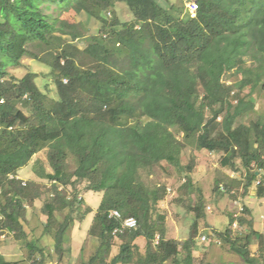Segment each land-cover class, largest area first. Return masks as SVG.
Here are the masks:
<instances>
[{"label":"trees","instance_id":"trees-1","mask_svg":"<svg viewBox=\"0 0 264 264\" xmlns=\"http://www.w3.org/2000/svg\"><path fill=\"white\" fill-rule=\"evenodd\" d=\"M41 1L0 0V235L26 239L31 207L47 216L43 234L53 238L57 253L69 255L67 233L76 214L82 219L91 211L77 187L86 182L85 190L103 197L88 231L99 246L84 264H193L197 239L167 236L166 215L157 212L167 186L147 180L166 162L190 194L194 158L184 163L183 154L188 147L207 149L223 152V166L242 167L244 189L257 181L264 196V113L251 117L255 91L264 92V0H197L195 16L185 4L158 0H54L102 22L83 49L75 44L83 36L78 24L51 18ZM119 2L129 6L131 19L120 17ZM27 54L48 65L56 96L38 85L34 72L20 79L10 74ZM231 72L236 80L228 82ZM42 150L53 170L38 160L34 172L50 183L24 184L17 175ZM229 182L223 190L216 182L214 190L231 192L235 180ZM187 207L203 216L202 195ZM113 209L136 217L137 227L114 234L122 219L109 216ZM236 219L252 231L234 237L228 226L217 237L257 264L251 236L262 244L264 234L244 217L230 215V224ZM116 238L119 251L111 256ZM24 244L26 259L8 260L0 250V264H49L37 240Z\"/></svg>","mask_w":264,"mask_h":264},{"label":"rangeland","instance_id":"rangeland-1","mask_svg":"<svg viewBox=\"0 0 264 264\" xmlns=\"http://www.w3.org/2000/svg\"><path fill=\"white\" fill-rule=\"evenodd\" d=\"M162 5H182L188 7L190 0H158ZM65 3L60 5L54 0H42L40 7L51 16L53 19L67 20L71 23H77L82 37L75 40V44L83 49L87 45V39L90 36L99 33L102 22L89 17L84 11L77 12L74 8ZM171 6V5H170ZM118 14L124 20L132 18V12L126 3L119 2L117 7ZM111 11L113 8L110 9ZM185 11L188 10L185 8ZM184 11V12H185ZM183 17L184 12L175 11ZM111 17V15L109 14ZM30 51L39 52V48L33 44H29ZM42 55V53H41ZM10 74L20 79L28 72L36 74L35 80L41 87L48 90V94H57V87L55 79L50 75V68L46 63L38 59L33 54L24 56L18 66H10ZM225 79L228 82L236 80L233 72L227 74ZM254 98H256V110L252 114L253 119L264 113V92H260L259 88L255 91ZM28 114L31 113V107L26 108ZM223 152H212L207 149H193L186 148L183 154L184 163H189L194 158V170L191 173L195 183V190L190 191V194H185L181 191V185L185 181L174 167L166 162L155 165L153 174L147 180L150 184L163 183L167 186V196L164 200L158 203L157 212L166 215V228L167 236L169 238L187 240L190 236L197 239L196 250L194 251L195 261L193 264H248L238 253L232 251L227 242L221 237L219 243L215 241L217 234L224 231L228 226L233 230V236H245L251 232L249 224L240 223L239 219L230 224V215L235 217H244V219L252 220L253 227L258 233L264 234V196L259 195L257 190V181L249 187L248 190L244 189V170L241 167L239 171H235L230 166H223L221 158ZM38 160L44 162L47 171L52 172V167L47 160V150H42L33 155L27 164L21 169L18 174L24 181L35 180L43 183H50L47 179L39 178L34 172V166ZM241 166L240 160H237ZM230 180H235V184L231 192L228 191H215L214 187L219 181V186L226 189L227 183ZM78 190L83 196L86 206L91 211L81 219L76 214L77 220L75 225L67 233L69 237L70 254H59L54 247V240L52 237L43 234L44 222L47 216L44 214L36 215L31 207L28 209L27 221L24 222V228L27 233V240H37L38 245L43 248L46 259L49 264L60 262L61 264H84L91 254L96 252L99 246V240L90 236L88 231L93 221L95 212L99 207L103 191L85 190L86 182L78 184ZM69 191L72 187H68ZM183 195L186 202H179L177 198ZM203 197V216L197 217L195 211L188 209V202L195 204L199 197ZM3 197H0V203H4ZM38 206L42 205L41 201H37ZM248 208V211L244 209ZM63 217V213L61 215ZM253 229V230H254ZM0 235V250L5 257L11 261H20L27 258L29 254L28 248L25 246L26 239L19 238L16 234ZM203 235L208 236L207 241H202ZM146 239L140 237L137 243L142 252L146 250ZM121 240L115 239V244L112 249L111 256L119 251ZM251 249L252 252L258 257L257 264H264V243H260L259 237L251 236ZM166 264H171L167 262Z\"/></svg>","mask_w":264,"mask_h":264},{"label":"built area","instance_id":"built-area-1","mask_svg":"<svg viewBox=\"0 0 264 264\" xmlns=\"http://www.w3.org/2000/svg\"><path fill=\"white\" fill-rule=\"evenodd\" d=\"M189 6L191 7L192 10H195L197 7V3L195 0L190 1ZM24 184L26 183L25 181L23 182ZM109 216L113 217V218H120L122 219V223L120 226H118L115 230H114V234H119L122 233L125 229H132V228H136L138 225V220L136 217L134 216H129L126 218H123L121 212L117 209H113L109 212ZM207 239V235H203L202 236V240H206ZM159 241V236H157L156 238V242Z\"/></svg>","mask_w":264,"mask_h":264},{"label":"clouds","instance_id":"clouds-1","mask_svg":"<svg viewBox=\"0 0 264 264\" xmlns=\"http://www.w3.org/2000/svg\"><path fill=\"white\" fill-rule=\"evenodd\" d=\"M190 1H193V0H190ZM196 1V3H197V7H196V9L195 10H192L191 9V7L188 5V10L192 13V15L193 16H195L196 15V11H197V8H198V2H197V0H195ZM14 176V174H11L10 175V177H13ZM18 177H20L19 175H17ZM21 178V177H20ZM22 179V178H21ZM23 181H24V179H23ZM26 182V181H25ZM223 189V188H222Z\"/></svg>","mask_w":264,"mask_h":264},{"label":"crops","instance_id":"crops-1","mask_svg":"<svg viewBox=\"0 0 264 264\" xmlns=\"http://www.w3.org/2000/svg\"><path fill=\"white\" fill-rule=\"evenodd\" d=\"M177 240H179L180 242H183V240H180V239H177ZM201 240H202V237H201ZM207 240H208V236H207V239H206V240H202V241H207ZM215 241H216L217 243L221 242V241H219L218 237L215 238ZM195 250H196V247H195ZM195 250H194V251H195Z\"/></svg>","mask_w":264,"mask_h":264}]
</instances>
